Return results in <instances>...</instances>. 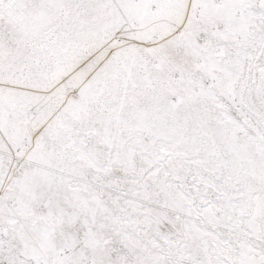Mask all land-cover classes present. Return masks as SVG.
Masks as SVG:
<instances>
[{
	"label": "snow or ice",
	"instance_id": "6c2138e0",
	"mask_svg": "<svg viewBox=\"0 0 264 264\" xmlns=\"http://www.w3.org/2000/svg\"><path fill=\"white\" fill-rule=\"evenodd\" d=\"M0 264H264V0H0Z\"/></svg>",
	"mask_w": 264,
	"mask_h": 264
}]
</instances>
